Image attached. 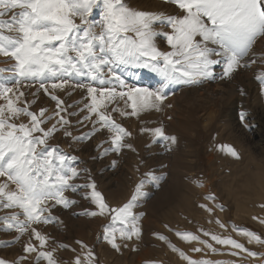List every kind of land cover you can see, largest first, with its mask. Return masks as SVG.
<instances>
[{"label": "snow or ice", "instance_id": "1", "mask_svg": "<svg viewBox=\"0 0 264 264\" xmlns=\"http://www.w3.org/2000/svg\"><path fill=\"white\" fill-rule=\"evenodd\" d=\"M162 4L173 6L174 11L139 10L129 6L126 0H0V56L15 62L10 69L0 68V100L4 101L0 104V178H3L0 210H21L0 217V223L6 230L18 233L17 242L29 236L24 247L26 253L38 251L31 242L33 237L41 248L47 242V237L33 225L52 223L55 218L51 210L57 205L68 208L77 203L65 193H75L78 188L91 190L90 194L85 193V198L91 199L97 211L88 214L110 216L111 223L104 228L103 238L113 249L120 251L122 245L118 240L127 242L141 236L143 214L137 216L133 209L138 198L145 195L143 182L128 203L119 208L110 207L94 180L79 186L75 183L82 172H88L90 179V170L78 169V157L50 144L56 133L63 132L65 137L80 142L106 130L109 140L105 143L109 147L104 148V155L120 153L124 148H132L126 143L132 133L117 122L116 115L139 117L143 112L171 108V104H165L166 89L171 84L195 86L217 79L230 80L252 65L264 66V0H162ZM160 39L169 50H161ZM217 66L221 69L219 74L215 71ZM129 68L151 69L165 83L155 90L130 85L125 78ZM5 72L11 75H3ZM255 79L264 91V67ZM36 84L39 88L34 96L38 97L42 90L55 102V111L50 115H46V108L38 113L30 110L35 100H24L28 106H20L25 96L21 89ZM76 89L84 90L91 100L82 108L66 105L57 94L65 92L71 96ZM70 108L76 110L69 111ZM81 113H84L82 117ZM22 116L28 118L27 123L16 122ZM70 117H78L76 125L88 127L90 123L91 131L74 137ZM240 119L244 121V113ZM141 131L150 133L154 142H162L168 150L176 143V137L166 134L163 125ZM219 147L240 158L235 148ZM260 222L264 224V220ZM241 232L249 237L250 243L264 244V239L255 232ZM177 235L185 241H198L214 253L217 251L198 235ZM204 235H210L217 244L246 252L248 257L264 256L231 237L208 232ZM78 243L87 249L83 242ZM172 247L189 264H224L194 260ZM231 255L237 256L239 252L233 251ZM40 258L56 264L51 251L39 252ZM26 259L27 256L20 257L21 261ZM94 261L95 254L88 249L83 259L76 257L75 264H94ZM0 264L9 261L0 259Z\"/></svg>", "mask_w": 264, "mask_h": 264}, {"label": "rangeland", "instance_id": "2", "mask_svg": "<svg viewBox=\"0 0 264 264\" xmlns=\"http://www.w3.org/2000/svg\"><path fill=\"white\" fill-rule=\"evenodd\" d=\"M126 2L139 10L174 11L173 6L162 4V0ZM95 18H99L98 13ZM158 44L161 50H169L163 39L158 40ZM14 63L11 58L0 56V68L10 69ZM3 75L10 76L11 73L5 72ZM125 78L130 85L152 90L165 83L158 73L147 68H129ZM233 80L239 85L240 73ZM209 82L215 85L214 80ZM192 87L171 84L166 91L169 97L183 90H192ZM38 88L39 84L21 89L25 96L20 106H28L23 103L24 100H35L30 110L38 113L41 108H46V115H50L55 111V102L42 90L38 97L34 96ZM57 94L66 105L73 104L82 108L91 102L90 97L81 89H76L71 96L65 92ZM244 95H257L259 98L243 107V122L240 121V109L236 106L238 101L225 105L218 116L213 113L210 117V110L203 103L178 104L172 99L165 101V104H171L172 107L162 112L151 110L141 113L139 117H120L114 114L117 122L132 133L131 137L126 138V143L131 144L132 148H124L120 153L110 152L106 156L104 148L109 147V143H105L109 140L106 130L90 140L80 142L65 137L63 132L56 133L50 144L78 157V169L90 170V179L88 172H82L75 183L79 186L94 180L97 190L103 194L110 207L119 208L128 203L137 186L143 182L142 191L145 195L138 198L137 206L133 209L137 216L143 214L140 216L141 236L127 242L118 240L122 245L120 251L113 249L103 238L104 228L111 223L110 216L93 217L88 214L97 211L91 199L85 198V193L90 194L91 190L78 188L75 193H65L77 203L68 208L57 205L51 210L55 218L52 223L33 225L47 237L42 248L39 241L34 237L31 239L37 246V252L24 251L30 239L28 235L17 242L18 233L6 230V226L0 223V259L9 261V264H48L46 259H38V256L41 251H51L56 264H75L76 257L83 259L90 249L95 254L94 264H189L179 251L173 250L174 245L194 260L222 261L224 264H264V256L248 257L246 252L233 249L230 245L217 244L210 235H204V232H208L222 238L231 237L251 251L264 253V244H250L247 242L249 237L240 235L241 230H249L264 239V224L259 221L264 220V95L255 92ZM3 103L0 100V104ZM233 114L239 119L237 122L240 127L234 121L231 124L230 116ZM83 115L81 113V117ZM169 116L171 119H168ZM70 119L74 125L71 129L74 137L91 131L90 123L84 127L76 125L78 117ZM21 121L27 123L28 118L22 116L16 122ZM161 125L166 134L176 137V143L170 146V150L162 142H154L150 133L141 131L142 128ZM46 127H50V124ZM221 145L235 148L240 158L227 154L226 149L221 151ZM87 146L89 149L91 147L90 152ZM152 176L159 179L153 180ZM2 181L3 178H0ZM14 211L21 210L2 209L0 217ZM177 233L198 235L217 251L214 253L198 241H185ZM161 236L167 239H160ZM78 241L83 242L87 249ZM124 243L128 246L123 247ZM195 248L202 251H194ZM233 251L239 252V255H231ZM21 256H27V259L21 261Z\"/></svg>", "mask_w": 264, "mask_h": 264}, {"label": "bare ground", "instance_id": "3", "mask_svg": "<svg viewBox=\"0 0 264 264\" xmlns=\"http://www.w3.org/2000/svg\"><path fill=\"white\" fill-rule=\"evenodd\" d=\"M261 67L264 66H260L257 64V65H252L248 69L241 70L239 72L240 80H241L239 85H236V82L233 79L230 80L217 79L214 80L215 85H212L211 82L208 81L201 85L193 86L192 90H187V91L183 90L182 92L171 94L168 97V99H172L175 103L178 104L183 102H194L196 104L203 103L204 105H206V108L210 110L209 117L213 113H215L218 116V114H220V112L225 107V105H228L231 102L238 101L236 106H238L237 108L240 109L239 115L241 116V111L243 110V107L249 102L252 103L255 99L259 98L257 97V95L253 97H248L247 95H244L245 93L249 95L255 92L256 94L264 95V91H262V86L260 85L259 81L255 79V76L258 73V71L261 70ZM215 71L217 74H219L221 69L218 67L215 69ZM241 90H243L244 94H241ZM237 120L239 121V119L235 116V114L230 116L231 124H233L234 121L235 125L240 127L239 122H237ZM87 151L90 152L91 147L90 149L88 147ZM90 161L94 162V160H90ZM261 220L263 219H259V221ZM240 235L245 236L242 233H240ZM247 242L250 243L249 238ZM254 243L256 242L253 241L250 244H254Z\"/></svg>", "mask_w": 264, "mask_h": 264}]
</instances>
